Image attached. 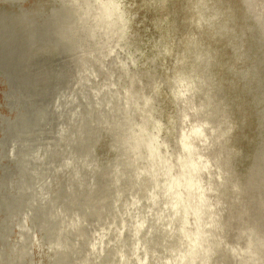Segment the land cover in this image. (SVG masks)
<instances>
[{
  "label": "rangeland",
  "instance_id": "1",
  "mask_svg": "<svg viewBox=\"0 0 264 264\" xmlns=\"http://www.w3.org/2000/svg\"><path fill=\"white\" fill-rule=\"evenodd\" d=\"M163 1L154 9L143 6L154 0H119L125 33L140 34L134 48L92 26L96 0H0V52L11 75L10 82L0 75V264H173L185 248L163 173L154 174L145 151L132 144L144 121L140 102L130 98L134 76L145 75L134 87L153 98L152 119L164 118L165 91L158 96L151 82L169 88L160 81L173 57L164 55L161 36L173 44L176 6ZM256 2L264 8V0ZM262 13L261 21L250 16L253 27L242 35L245 62H235L237 75L216 92L219 116L227 108L235 133L223 153L220 193L210 194L211 209L228 226L215 238L209 216L202 221L217 242L209 264H264V254L257 260L244 250L239 234L256 226L264 240ZM153 55L158 59L147 61ZM229 55L220 56L231 62ZM176 108L165 105L164 115ZM192 123L190 117L177 129Z\"/></svg>",
  "mask_w": 264,
  "mask_h": 264
},
{
  "label": "bare ground",
  "instance_id": "2",
  "mask_svg": "<svg viewBox=\"0 0 264 264\" xmlns=\"http://www.w3.org/2000/svg\"><path fill=\"white\" fill-rule=\"evenodd\" d=\"M96 1L97 12L92 26L106 36L114 35L116 44L123 40L129 47L139 48L142 45L140 34L125 33L124 13L127 10L120 6L119 0ZM154 1L143 6L155 4L154 9L161 8L166 2ZM173 1L176 6L171 12L173 28L170 27L168 32L173 44L161 36L164 55L172 53L173 57L170 75L160 81L169 88L151 82L153 72L148 74V79L155 94L159 96L161 91H165L164 106L176 104L177 108L167 117L162 105L160 114L164 118L162 122L154 121L153 98L140 96L139 90L134 87L145 75L134 76L130 98L140 102L144 121L139 127L141 133L134 136L132 144L136 152L145 151L154 174L160 172L164 175L162 186L173 214L172 222L185 242V248L175 256L173 264H196L198 258H201L199 264H209L217 242L206 236L202 221L209 216L213 227L211 235L215 238L218 231L222 234L228 226L227 221L223 223L220 213L211 209L213 202L210 194L220 193L223 153L232 150L235 133L234 121L227 108H224L222 118L219 116L216 92L227 85L232 74L237 75L233 70L235 62H245L246 41L242 35L253 27L249 19L252 15L261 21L264 8L258 7L256 0ZM239 2L245 4L243 13L238 10ZM180 12L185 15L182 20ZM224 50L229 51L231 62L220 56ZM157 57H147V61L154 62ZM179 86L184 89L180 90ZM184 92L187 94L184 95ZM190 117L193 123L189 129H177L178 122L183 123ZM162 131L165 137L159 140L158 134ZM168 146H171L170 151L162 154V148ZM211 164L215 171L210 170ZM243 218L244 212H240L238 220ZM251 227L241 228L239 234L246 237L244 250L257 255L255 259L259 260L260 254H264V240L255 234L256 226Z\"/></svg>",
  "mask_w": 264,
  "mask_h": 264
},
{
  "label": "water",
  "instance_id": "3",
  "mask_svg": "<svg viewBox=\"0 0 264 264\" xmlns=\"http://www.w3.org/2000/svg\"><path fill=\"white\" fill-rule=\"evenodd\" d=\"M5 65L4 62L2 61V57H1V52H0V75H2V77H5L6 80L8 82H10L11 80V75H8L7 72H6V68H5Z\"/></svg>",
  "mask_w": 264,
  "mask_h": 264
}]
</instances>
